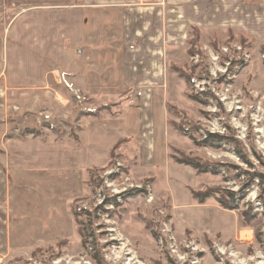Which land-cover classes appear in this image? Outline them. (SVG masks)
Returning a JSON list of instances; mask_svg holds the SVG:
<instances>
[{
    "label": "rangeland",
    "instance_id": "rangeland-1",
    "mask_svg": "<svg viewBox=\"0 0 264 264\" xmlns=\"http://www.w3.org/2000/svg\"><path fill=\"white\" fill-rule=\"evenodd\" d=\"M251 2L252 20L245 9L238 27L191 24L185 47L164 45L161 59L167 125L183 141L170 155L208 171H194L190 195L215 207L224 230L177 227L161 184L117 159L122 143L76 184L60 171H14L11 142L73 143L89 117L118 109L63 86V101L34 92L0 103V264H264V0Z\"/></svg>",
    "mask_w": 264,
    "mask_h": 264
},
{
    "label": "crops",
    "instance_id": "crops-1",
    "mask_svg": "<svg viewBox=\"0 0 264 264\" xmlns=\"http://www.w3.org/2000/svg\"><path fill=\"white\" fill-rule=\"evenodd\" d=\"M252 3L164 0L161 8L160 0H0L1 104L12 95L31 100L34 92L44 102L63 101L57 91L63 86L77 99L118 102L114 115L104 111L89 117L73 143L11 142L14 171H60L76 184L74 178L107 165L122 143L117 159L132 164L137 177L161 184L157 190L169 196L177 227L224 230L213 224L215 207L192 200L189 190L199 185L194 170L169 158L183 141L167 125L161 59L164 45L185 47L191 24L201 30L227 20L229 27H238L240 10L248 11V20L254 16ZM161 21L168 22L166 30Z\"/></svg>",
    "mask_w": 264,
    "mask_h": 264
},
{
    "label": "trees",
    "instance_id": "trees-1",
    "mask_svg": "<svg viewBox=\"0 0 264 264\" xmlns=\"http://www.w3.org/2000/svg\"><path fill=\"white\" fill-rule=\"evenodd\" d=\"M181 75V74H180ZM218 136H215V135H210L209 137H207L206 141H203L202 144L203 145H206V146H212L214 145V139L216 140ZM119 144V143H118ZM115 145V147L113 148L116 149V147L118 146ZM112 154V152H111ZM169 157L171 158V160L175 163V164H178V165H183V166H188L190 168H192L197 174H202V173H205V172H208L207 170H205L204 168L202 169L201 166L199 164H196L194 163L193 161L191 160H188L186 158H178V157H175L174 155H169ZM192 196L193 198L195 199H198V203L202 204L204 202V197H202V194H198V193H192ZM220 205L221 207H223L224 209H232L230 207H225V205L220 202Z\"/></svg>",
    "mask_w": 264,
    "mask_h": 264
},
{
    "label": "bare ground",
    "instance_id": "bare-ground-1",
    "mask_svg": "<svg viewBox=\"0 0 264 264\" xmlns=\"http://www.w3.org/2000/svg\"><path fill=\"white\" fill-rule=\"evenodd\" d=\"M125 248L124 247H122L120 250H121V252L124 250ZM126 251V250H125Z\"/></svg>",
    "mask_w": 264,
    "mask_h": 264
},
{
    "label": "built area",
    "instance_id": "built-area-1",
    "mask_svg": "<svg viewBox=\"0 0 264 264\" xmlns=\"http://www.w3.org/2000/svg\"><path fill=\"white\" fill-rule=\"evenodd\" d=\"M137 96H140V94L138 93Z\"/></svg>",
    "mask_w": 264,
    "mask_h": 264
}]
</instances>
